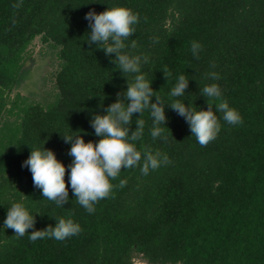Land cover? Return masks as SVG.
<instances>
[{
    "label": "trees",
    "instance_id": "16d2710c",
    "mask_svg": "<svg viewBox=\"0 0 264 264\" xmlns=\"http://www.w3.org/2000/svg\"><path fill=\"white\" fill-rule=\"evenodd\" d=\"M110 6L139 14L125 51L149 57L142 72L165 104L167 120L160 127L167 139L151 137L146 109L143 137L132 143L142 154L145 146L159 151L170 163L147 175L140 167L123 168L111 180L110 195L89 213L76 202L70 182L63 207L45 199L22 164L32 148L51 149L69 181L71 144L62 135L102 139L90 121L107 114L117 93H126L128 78L116 67L115 54L89 45L85 16ZM37 37L55 50L59 63L54 92L30 101L18 87ZM193 41L202 46L198 59ZM209 72L219 79L207 78ZM181 74L188 88L171 97ZM212 83L242 123L225 122L214 100L221 130L202 147L168 104L178 99L206 110L201 89ZM140 115L133 114L130 132ZM120 180H126L123 188ZM13 203H22L36 220L19 238L3 226ZM55 217L72 219L80 233L30 241L31 231L54 227ZM135 255L150 264H264V0H0V264H136Z\"/></svg>",
    "mask_w": 264,
    "mask_h": 264
},
{
    "label": "clouds",
    "instance_id": "9594fccd",
    "mask_svg": "<svg viewBox=\"0 0 264 264\" xmlns=\"http://www.w3.org/2000/svg\"><path fill=\"white\" fill-rule=\"evenodd\" d=\"M85 19L89 21L90 34L87 38L89 45L96 44L107 56L115 54L116 67L121 69L128 78L126 93H117L118 99L106 108V115L97 114L91 119L90 124L95 130V135L102 137L98 143L85 142L83 136L77 132L62 135L64 142L71 144L68 155L73 160L70 165L69 181L65 180L66 166L57 159L55 152L51 149L32 148L22 167H27L32 173L34 187L41 190L42 196L54 202L57 207H63L68 202L67 185L70 182L76 202L87 212L93 213L95 204L110 195L113 188L111 180H115L123 168L140 167L142 174L147 175L150 169H158L161 164H167L170 161L166 155H162L159 151L153 153L147 146L142 154L132 143L143 137L145 120L142 116L146 109L150 110L153 120L151 137L154 140L167 139L162 136L164 129L160 127L161 124H166L167 120L165 104L142 72V64H147L149 57L133 55L125 51L128 47L125 41L134 34V25L139 21V14L123 6H110L100 13L94 10L88 12ZM136 47L137 42L133 40L131 48ZM201 50V44L196 41L191 43L194 58H199ZM163 72L167 79L172 75L167 66L163 68ZM130 75L132 79H129ZM207 78L217 80L219 75L216 72H209ZM188 84L189 79L183 74L179 75L170 96H183ZM201 94L207 98L209 107L206 110L197 111L178 99L168 105L185 118L192 136L203 147L215 140L221 130L219 119L213 111L214 100L217 101L216 110L223 114L222 118L228 124L242 123V118L237 110L229 106L227 100L221 99V89L217 84L205 85L201 89ZM153 96H156L154 103ZM134 113L141 115L136 121L138 125L136 130L130 132ZM125 185L126 180H120L119 186L123 188ZM56 220L54 227L50 224L45 229L31 231L30 241L35 242L46 237L63 241L81 231L80 225L72 219L61 217ZM35 223V216L22 203H13L8 208L3 226L5 229H12L15 236L19 238L28 233L29 229H33Z\"/></svg>",
    "mask_w": 264,
    "mask_h": 264
},
{
    "label": "rangeland",
    "instance_id": "374dc122",
    "mask_svg": "<svg viewBox=\"0 0 264 264\" xmlns=\"http://www.w3.org/2000/svg\"><path fill=\"white\" fill-rule=\"evenodd\" d=\"M29 63L23 71L19 91L30 101H41L54 92V76L58 68L55 50L39 37L35 38L27 49ZM136 264H150L141 255H135Z\"/></svg>",
    "mask_w": 264,
    "mask_h": 264
}]
</instances>
